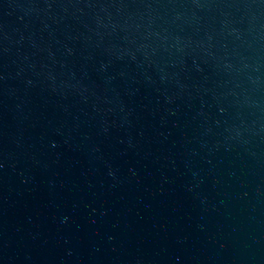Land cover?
Returning <instances> with one entry per match:
<instances>
[{
  "label": "water",
  "instance_id": "1",
  "mask_svg": "<svg viewBox=\"0 0 264 264\" xmlns=\"http://www.w3.org/2000/svg\"><path fill=\"white\" fill-rule=\"evenodd\" d=\"M0 264H264V0H0Z\"/></svg>",
  "mask_w": 264,
  "mask_h": 264
}]
</instances>
